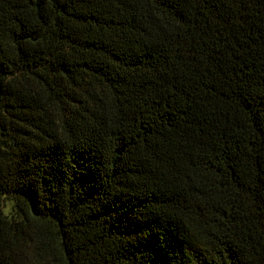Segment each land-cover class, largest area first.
Masks as SVG:
<instances>
[{"label": "trees", "instance_id": "trees-1", "mask_svg": "<svg viewBox=\"0 0 264 264\" xmlns=\"http://www.w3.org/2000/svg\"><path fill=\"white\" fill-rule=\"evenodd\" d=\"M0 264H264V0H0Z\"/></svg>", "mask_w": 264, "mask_h": 264}]
</instances>
